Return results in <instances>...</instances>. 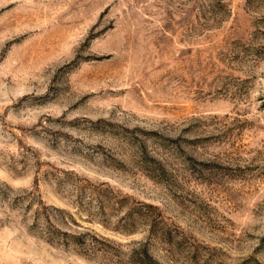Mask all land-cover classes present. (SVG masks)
<instances>
[{
  "label": "rangeland",
  "instance_id": "1",
  "mask_svg": "<svg viewBox=\"0 0 264 264\" xmlns=\"http://www.w3.org/2000/svg\"><path fill=\"white\" fill-rule=\"evenodd\" d=\"M0 264H264V0H0Z\"/></svg>",
  "mask_w": 264,
  "mask_h": 264
}]
</instances>
